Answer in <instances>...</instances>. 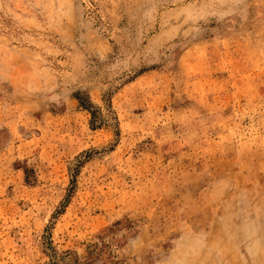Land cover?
<instances>
[{
	"label": "rangeland",
	"instance_id": "1",
	"mask_svg": "<svg viewBox=\"0 0 264 264\" xmlns=\"http://www.w3.org/2000/svg\"><path fill=\"white\" fill-rule=\"evenodd\" d=\"M0 264H264V0H0Z\"/></svg>",
	"mask_w": 264,
	"mask_h": 264
}]
</instances>
